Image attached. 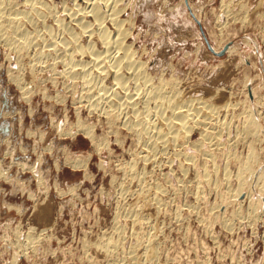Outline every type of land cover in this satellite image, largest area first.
Listing matches in <instances>:
<instances>
[{
	"label": "rangeland",
	"instance_id": "1",
	"mask_svg": "<svg viewBox=\"0 0 264 264\" xmlns=\"http://www.w3.org/2000/svg\"><path fill=\"white\" fill-rule=\"evenodd\" d=\"M84 1L94 0H76L78 9ZM223 1L107 3L120 11L112 7L114 14L119 13L115 17L122 29L106 19L102 31L109 33L111 41L127 33L124 48L111 45L115 49L108 53L110 61L103 63L108 71L115 57L130 56L131 65H121L118 72L121 89L110 75L101 79L103 83L92 78L87 86L83 74L77 73L85 69L91 78L101 71L86 55L92 44L97 52L102 50L96 37L90 39L94 42L86 41L88 33L69 40L76 45L68 46V55L74 51L75 58L70 65L67 56L51 50L48 34L54 31H46L41 24L23 25L25 36L32 25L40 34L42 29L46 33L36 41L31 38L27 48L16 51L15 43L0 41V264H264V0ZM30 2L0 0V7L6 15L10 10L23 13L29 11ZM37 2L40 20L50 25L63 16L62 27L70 23L74 30L65 12L73 1ZM90 18L84 22L95 25ZM92 27L95 30L96 25ZM59 31L54 34L65 40L66 31ZM17 36L14 41L19 40ZM227 48L232 52L226 53ZM138 65L142 72L146 68L144 78L131 76ZM9 73H13L10 80ZM14 74H19L16 80ZM101 84L118 93H114L118 98L99 101ZM136 85L141 90L135 92ZM160 85L161 100L149 93ZM171 91L185 105L190 102L196 107L200 102L202 107L207 102L212 124L228 123L217 137L223 143L218 148L226 151L217 153L210 142H201L199 127L184 141L158 142L155 131L170 130L163 119L172 116L174 106L167 103L173 98ZM247 116L255 123L251 135L244 133ZM77 123L91 129L93 137L85 135ZM143 127L147 130L139 140L137 132ZM144 157L146 162L140 160ZM74 160L79 166L73 165ZM243 162L256 167L245 178L247 197L218 212L213 205L226 190L237 188L236 174ZM187 163L190 169L182 170ZM204 168L209 181L202 178ZM201 179L206 182L200 183ZM197 181L203 198L199 202L194 193L184 191V186H197ZM214 182L223 185L215 189ZM256 204L260 207L254 212ZM107 243L110 252H102ZM147 249L152 257L146 259Z\"/></svg>",
	"mask_w": 264,
	"mask_h": 264
},
{
	"label": "bare ground",
	"instance_id": "2",
	"mask_svg": "<svg viewBox=\"0 0 264 264\" xmlns=\"http://www.w3.org/2000/svg\"><path fill=\"white\" fill-rule=\"evenodd\" d=\"M3 1V0H2ZM26 1V0H25ZM71 1H73L74 2V4L73 5H70V6H72V8L71 9H67L65 12H66V17H68V19H70V21H71V23H73L74 24V26H75V28H74V30L70 27V23H69V25H67V26H65V27H62V24H63V22H64V20H63V16L62 17H60V18H57L56 16V19L55 20H53V23L52 24H50V25H48V24H46V23H48V22H44V20H40V18H42L41 17V15H40V9H39V7L38 8H36V6H35V3H37L38 4V2H37V0H32V2H30L29 3V11L26 9H24L25 11L23 12V13H20L19 11L21 10H17L18 12H19V14H21V16H17L18 14V12L17 11H15L16 12V14L15 13H11L10 11H9V14H5V12H4V8H2V7H0V41L2 40L3 41V39L5 40V41H8V43H15V45H16V51H17V48H21L22 49V47H24V48H27V47H25V45H27L28 43V41L32 38L33 40L35 39V41H36V38L37 37H41V36H39V34H40V32L39 31H37L36 30V28H35V26H36V24L38 23V24H41V27L42 28H44L46 31H48V30H51L52 32L54 31H59V30H61V33H62V30H65L66 32V35H67V37H65V40L62 38H60V37H58V36H56L55 34H54V32H53V34L51 33V35L50 34H48L49 35V41L51 40V42L49 43L48 42V45L51 47V50L56 54V55H63L64 57H66L67 56V58H68V64L70 65V63L72 62L73 63V61L75 60V58H73L71 55H72V53L74 52H71V54L70 55H68V53L70 52V50H69V48H68V46L69 47H71L72 45H70L71 43H69V40L72 42H74V40L77 38V37H80L79 35H80V33H88V34H86V36L87 35H89V37L87 36H85L86 37V41L88 42V40L87 39H89V41H90V39H91V37L93 36V37H96V39H97V41L96 42H100V44H101V47H102V50L100 51V52H97V50H94V45L92 44V45H89V47H91L92 46V49H90V48H88V50H87V52H86V55H90V57H91V60H92V62L93 63H95V66H98V70H101L100 72H95L96 74L95 75H93L92 74V76H91V78H90V74L91 73H89V74H85L84 73V71L83 70H85V69H83V70H81V71H77V73L79 72H81V74H83L82 76H83V78H85L86 80L84 81V82H86L85 84L87 85V83H89L90 82V80L93 78V79H98V81L97 82H99V80H101L104 76H108V75H110L109 77H112L111 79H113L112 81H114L115 82V84L116 85H118L119 83L121 84V82L122 81H120L121 79V77H122V75L121 74H118V72H120L119 70H122V66L121 65H123V64H125V65H131L130 64V60H128V58L130 59V56H128L127 58L125 57V61L124 60H118V59H116V57L113 59V62L111 63V64H113V65H111V70H108V71H106L107 70V66H105L104 67V62L107 60V58H108V62L110 61L109 60V55H111L110 53H109V51L111 50H114L115 49V47H112L113 45H117V47H121L122 46V41H124V39L126 38V36H127V33L125 32V34L124 33H122V35H124L125 37H123L122 36V38H120V36H121V33H119L118 31V33L119 34H117V37H116V35H115V39L113 40V41H111L110 39H109V37H108V34L107 33H105V31H102V29H104L103 28V23L105 22V20L107 19V20H109V22L111 23V25L113 24V26H114V28H115V26L117 27V28H119L120 27V22H118L117 21V19H116V14L117 15H119V13H116V14H114V10H113V8L115 9V6L112 8L110 5L112 4H108L107 5V3H110L109 2V0H101V1H104V4L102 5L101 3H99L97 0H94L93 2H86L85 3V1H84V4L85 5H83L81 8H79L78 9V7H79V5L77 4V2H76V0H71ZM78 1V0H77ZM115 1V0H114ZM223 1V0H222ZM8 2V1H7ZM13 2V1H12ZM16 2V1H15ZM42 2V1H41ZM41 2H40V4H41ZM54 2V1H53ZM224 2V1H223ZM231 2V1H230ZM5 4H6V1L4 2ZM28 3V2H27ZM60 3H61V1H60ZM117 3V2H116ZM11 5H12V3H10ZM22 4V3H21ZM24 4V3H23ZM51 4H53V3H51ZM69 4V3H68ZM118 4V3H117ZM7 5H9V4H7ZM14 5V4H13ZM12 5V6H13ZM17 4H15V6H16ZM20 5V4H19ZM41 5H43V3L41 4ZM107 5V6H106ZM119 5V4H118ZM121 5V4H120ZM127 5V4H126ZM18 6V5H17ZM22 6V5H21ZM24 6H26V4L24 5ZM48 6V5H47ZM55 5H53V7H54ZM108 6H110V8L108 7ZM227 6V5H226ZM230 6V5H229ZM23 7V6H22ZM41 7V6H40ZM52 7V6H51ZM63 7V6H62ZM106 8V10H105V8ZM117 7V6H116ZM126 7V6H125ZM228 7V6H227ZM9 8H10V6H9ZM17 8V7H16ZM45 8V7H44ZM66 8V7H65ZM70 8V7H69ZM123 8V7H122ZM121 8V9H122ZM229 8V7H228ZM12 9H13V7H12ZM51 9V8H50ZM56 9V8H55ZM101 9H104L103 11L101 10ZM124 9V8H123ZM6 10V9H5ZM8 10V9H7ZM23 10V9H22ZM44 10V9H43ZM54 10V9H53ZM117 9H115V11H116ZM119 10H117V12H118ZM122 11H124V10H122ZM121 11V12H122ZM12 12H13V10H12ZM22 12V11H21ZM42 12H44V11H42ZM48 12V11H47ZM47 12H45V13H47ZM120 12V11H119ZM7 13V12H6ZM11 13V14H10ZM59 14V13H58ZM44 15V14H43ZM48 15H51V14H49V12H48ZM56 15H57V13H56ZM64 15V14H63ZM45 16H46V14H45ZM116 16V17H115ZM48 17V16H47ZM87 17H91L92 19H93V21L95 22V25H96V28H95V30H93V29H90L92 26L94 27L95 25L94 24H92L91 25V23H89V21L90 20H88L87 22L88 23H85L86 21L84 20L85 18H87ZM119 17V16H118ZM90 18V19H91ZM119 19V18H118ZM129 20V19H128ZM47 21V20H46ZM52 21V20H51ZM66 21V20H65ZM69 21V20H68ZM85 21V22H84ZM29 22V24H30V22L31 23H33V24H35V26H34V28H33V25H32V33L30 32V34H27L26 36H25V33H23L22 31V27H23V25L25 26H27V24H25V23H28ZM91 22V21H90ZM121 22H124V21H121ZM125 23V22H124ZM132 23V22H131ZM123 24V23H122ZM121 24V25H122ZM124 25V24H123ZM123 25H122V27H123ZM28 26H30V25H28ZM37 26H39V25H37ZM76 27L78 28V30L80 31H76ZM92 27V28H93ZM25 27H23V29H24ZM119 29H122L121 27L119 28ZM38 30H41L40 29V27H39V29ZM107 30V29H106ZM128 30V29H127ZM25 31H26V28H25ZM129 31V30H128ZM21 32L24 34H21ZM39 32V33H38ZM60 32V31H59ZM73 32H77V33H73ZM107 32V31H106ZM116 32V31H115ZM122 32V31H121ZM29 33V32H28ZM20 34L24 37H22V36H20ZM42 34H46L45 32L43 33V29H42V33L40 34V35H42ZM116 34V33H115ZM14 35H19L20 37H18L17 36V38L19 39V40H17V41H14V39H13V37H14ZM57 35H59L58 33H57ZM129 35V34H128ZM46 36V35H45ZM60 36V35H59ZM64 36V35H63ZM82 36V35H81ZM22 37V38H21ZM57 37V38H56ZM84 37V38H85ZM43 38V37H42ZM41 38V39H42ZM59 38V39H58ZM67 38V39H66ZM83 38V39H84ZM124 38V39H123ZM31 39V40H32ZM37 39H39V38H37ZM44 39V38H43ZM47 39V38H46ZM46 39L44 40L45 42H46ZM81 39H82V37H81ZM82 39V40H83ZM94 39V38H93ZM123 39V40H122ZM82 40H80V42L82 41ZM84 42V41H83ZM90 42H94V40H92V41H90ZM27 43V44H26ZM35 43V42H34ZM33 43V44H34ZM85 43V42H84ZM89 43V42H88ZM37 44V43H36ZM73 44V48H74V46L76 47V45H75V43H72ZM4 45V44H3ZM12 45V44H11ZM29 45V44H28ZM27 45V46H28ZM31 45V44H30ZM112 45V46H111ZM8 46V45H7ZM10 46V45H9ZM39 46V45H38ZM48 46V47H49ZM87 47H88V44L86 45ZM126 46V45H125ZM29 47V46H28ZM37 47V46H36ZM47 47V48H48ZM110 47H112L111 49H110ZM127 47V46H126ZM129 47H131L130 45H129ZM41 48V47H40ZM73 48H70L71 50L73 49ZM98 48H99V46H98ZM114 48V49H113ZM121 48H124L123 46L121 47ZM223 47H221L220 48V50L222 49ZM13 49V48H12ZM77 49V48H76ZM14 50V51H15ZM24 50H26V49H24ZM23 50V51H24ZM42 50V49H41ZM40 50V51H41ZM74 50V49H73ZM119 50V49H118ZM117 50V51H118ZM120 50H122V49H120ZM127 50H129V49H127ZM218 50V49H217ZM217 50H215L214 51V53H217L218 51ZM232 49L231 48H227V50H225L226 51V53H230V52H232L231 51ZM20 51H22V50H20ZM39 51V52H40ZM96 51V52H95ZM110 51V52H111ZM125 51V50H124ZM223 51V50H222ZM78 52H80V51H78ZM54 53H53V55H54ZM103 53V54H102ZM108 53H109V55H108ZM43 54V53H42ZM102 54V55H101ZM118 54V53H117ZM126 54H128V53H126ZM55 55V56H56ZM133 55V54H132ZM17 57H18V59H20L19 58V55L17 54ZM21 57V56H20ZM47 57V56H46ZM58 56H56V58H57ZM62 57V56H61ZM114 57V56H113ZM40 58V57H39ZM111 58V57H110ZM124 58V57H123ZM122 58V59H123ZM132 58V57H131ZM15 59H17V58H15ZM17 59V60H18ZM64 60V59H63ZM62 61V60H61ZM124 61V62H123ZM130 61V62H129ZM133 61V60H132ZM56 62V61H55ZM16 63H17V61H16ZM79 63V62H78ZM107 63V62H106ZM133 63V62H132ZM54 64V63H53ZM62 64H63V62H62ZM68 64H67V67H68ZM103 64V65H102ZM57 65V64H56ZM18 66V65H17ZM63 66L65 67L66 66V64L64 63L63 64ZM84 66H86V65H84ZM139 66V65H138ZM147 66V65H146ZM87 67V66H86ZM119 67H121V69H119ZM126 67V66H125ZM142 67H144V66H142ZM34 68V67H33ZM32 68V69H33ZM66 68V67H65ZM70 68V67H69ZM105 68H106V70H105ZM108 68H110V66L108 67ZM124 68V67H123ZM142 69L140 66L137 68V69ZM145 68V67H144ZM66 69H68V68H66ZM82 69V68H81ZM128 69H130V70H134V69H131V68H128ZM137 70V71H133L132 72V74H131V76L133 77V78H135V77H143L144 78V73L143 72H145V70H146V68L144 69V71L142 72V70ZM125 70V69H124ZM64 71V70H63ZM87 71V70H86ZM147 72V71H146ZM15 73V72H14ZM18 73V72H17ZM28 73V72H27ZM30 73V72H29ZM32 73V72H31ZM62 73V72H61ZM129 74H130V72H128ZM10 74V73H9ZM8 74V75H9ZM11 74H13V73H11ZM9 75V80H10V76H12V75ZM85 74V75H84ZM16 74H14V76H15ZM18 75L19 74H17L16 76L18 77ZM119 75H121V77L119 76ZM14 76H13V78H14ZM16 76H15V79L14 80H16ZM55 77V76H54ZM75 78H76V76H74ZM149 77V76H148ZM66 78V77H65ZM72 78V77H71ZM70 78V79H71ZM124 78V77H123ZM18 79V78H17ZM21 79V78H20ZM81 79V78H80ZM160 79V78H159ZM128 80V79H127ZM126 80V81H127ZM92 81V80H91ZM103 80H101L100 81V83L102 82ZM131 81V80H130ZM158 81V80H157ZM15 82V81H14ZM19 82H21V81H19ZM83 82V81H82ZM147 81L145 80V82H143V83H146ZM159 82H160V80H159ZM158 82V83H159ZM162 82V81H161ZM17 84H18V82H16ZM92 83H94V82H92ZM103 83V82H102ZM108 83H109V81H108ZM113 83V82H112ZM163 83V82H162ZM161 83V84H162ZM85 84H83V85H85ZM90 84V83H89ZM124 84V83H123ZM146 84H148V83H146ZM160 84V83H159ZM20 85V84H19ZM22 85V84H21ZM94 85H95V83H94ZM97 85V84H96ZM95 85V86H96ZM113 85V84H112ZM115 85V86H116ZM126 85V84H125ZM145 85V84H144ZM149 85V84H148ZM163 85V84H162ZM88 86V85H87ZM94 86V87H95ZM119 87H120V85H118ZM83 87V86H82ZM93 87V88H94ZM114 87V86H113ZM124 87V86H123ZM149 87V86H148ZM159 87V86H158ZM158 87H154L155 89L154 90H151V91H153V92H149V93H153V95H156V97L158 98H160L159 100H161V99H163L164 98V94L162 95L161 94V88H162V86L160 85V88H158ZM167 87V86H166ZM22 88H23V86H22ZM24 88H27V87H24ZM24 88H23V90H24ZM128 88V87H127ZM98 91H101L102 92V96L101 97H98V100L100 101V100H103V101H107V102H110L111 100H112V98L114 97V96H116L115 94H117L118 95V93H116V92H112V90L110 89V88H108L107 86H105V85H103V84H101L100 86H98ZM120 89H121V87H120ZM119 89V90H120ZM136 91L135 92H137V91H139V90H141V86L140 85H136L135 86V88H134ZM133 89V90H134ZM153 89V88H152ZM145 90V89H144ZM173 90V89H172ZM177 90V89H176ZM27 90H25V92H26ZM92 91H93V89H92ZM23 91H21V93H22ZM91 92V91H90ZM134 92V91H133ZM173 92V98H172V96H171V101L169 102V100H168V104L169 105H171V106H174L173 107V112H172V116H170L171 118H169V119H167V118H164L163 119V121H165L166 122V125L165 126H168L169 128L168 129H170L169 131H168V133H164V134H162L161 133V131H155V129H154V131H155V137H157L156 139H158V140H155L154 139V137H153V139L155 140V141H158L159 143H160V141H162L163 142V144H164V142L165 141H167L168 143L169 142H173L172 144H175L177 141H184L185 139H186V136L188 135V133L189 132H191L192 131V129L194 130L195 129V127H199L200 128V136H201V139L202 140H200L201 142L203 141L204 143L207 141L208 143L210 142V144H211V146H215V147H219L220 145L222 146L223 145V143L221 144L219 141H218V139H217V137H219L220 135H222L223 134V132H224V130H225V128H227L228 127V123H224V121H223V123H218V124H216L215 122V124H212L211 123V121L209 120V117L211 118V116H213L212 115V109H210L211 107L209 106V104L207 103V102H203L202 103V107H198V105H199V103L200 102H198V104H197V106L196 107H193V105H192V103L190 104V102L188 103V104H186L185 105V103H187V102H184V104L181 102V100H180V97H178L177 96V94H176V92L175 91H171V93ZM24 93V92H23ZM115 93V94H114ZM145 93V92H144ZM163 93V92H162ZM166 93V92H165ZM108 94V95H107ZM120 94V93H119ZM124 94V93H123ZM170 94V93H169ZM23 95V94H22ZM24 95H25V93H24ZM126 95V94H125ZM145 95V94H144ZM174 95H176V96H174ZM98 96V95H97ZM132 96H133V94H132ZM132 96H130V97H132ZM136 96H138V93H137V95ZM151 96H152V94H151ZM163 96V97H162ZM26 97V96H25ZM117 98H118V96H116ZM121 97V96H120ZM126 97V96H125ZM129 97V96H128ZM140 97V96H139ZM96 98V97H95ZM166 98V97H165ZM130 99V98H129ZM116 100V99H115ZM121 100V99H120ZM135 100V99H134ZM138 100V99H137ZM126 102L128 101V99L127 100H125ZM141 101V100H140ZM146 101V100H145ZM167 101V100H166ZM189 101V100H188ZM97 102V101H96ZM135 102V101H134ZM160 102V101H159ZM165 102V101H164ZM202 102V101H201ZM118 103H121L120 101L118 102ZM93 104V103H92ZM108 104V103H107ZM114 104V103H113ZM112 104V105H113ZM143 104V103H142ZM163 104V103H162ZM181 104H183V106L181 105ZM201 104V103H200ZM91 105V104H90ZM89 105V107H91ZM182 107H186V108H184L185 110H181V106ZM196 105V104H195ZM88 106V105H87ZM97 106V105H96ZM95 106V107H96ZM180 106V107H179ZM225 107H223V108H226V105H224ZM94 107V108H95ZM134 107V106H133ZM132 107V108H133ZM99 108V107H98ZM104 108V107H103ZM222 108V109H223ZM130 109V108H129ZM128 109V110H129ZM157 109V108H156ZM94 110V109H93ZM167 110V109H166ZM169 110H170V108H169ZM168 110V111H169ZM192 110H193V112H194V116H193V114H192ZM103 111V110H102ZM101 111V112H102ZM134 111V110H133ZM222 111V110H221ZM227 111V110H226ZM104 112V111H103ZM157 112V111H156ZM192 115H191V114ZM195 113H197V114H200L199 116L198 115H196L195 116ZM214 113H216V111L214 112ZM114 115V114H113ZM119 115V114H118ZM217 115V114H216ZM245 115H246V113H245ZM109 116V115H108ZM114 116H116V115H114ZM113 116V117H114ZM164 116V115H163ZM167 116H169V115H167ZM215 116V115H214ZM218 116V115H217ZM155 117H156V115H155ZM196 117H199L198 119H195ZM115 118V117H114ZM113 118V121L116 119H114ZM120 118H122V117H120ZM162 118V117H161ZM213 118V117H212ZM217 118V117H216ZM221 118V117H220ZM118 119V118H117ZM171 119V120H170ZM222 119V118H221ZM158 120V119H157ZM161 120V119H160ZM173 120H176L175 122L173 121ZM215 120V119H214ZM109 121H111L110 119H109ZM207 121H210V122H207ZM123 122V121H122ZM150 122V121H149ZM121 123V122H120ZM163 123V122H162ZM140 124V123H139ZM145 124V123H144ZM164 124V123H163ZM118 125V124H117ZM123 125V124H122ZM132 126V125H131ZM141 126H144V125H141ZM148 126V125H147ZM147 126H145V127H147ZM77 127L78 128H80L82 131H83V133L85 134V135H87V136H89V137H93V133H92V130L91 129H89V128H85V127H83V126H81L80 125V123H77ZM145 127H143V129H141L140 131H138L137 132V138L139 139V140H142L141 138H142V135H144V133L146 132V128ZM151 127V126H150ZM155 127V126H154ZM153 127V128H154ZM164 127V126H163ZM244 127H245V129H247L244 133L246 134V135H251V132L253 133V131H255L254 130V128H255V123L252 121V119L249 117V116H247V119L245 120V123H244ZM148 128V127H147ZM244 129V130H245ZM131 130V129H130ZM150 129L148 128V131H149ZM152 130V129H151ZM128 131V130H127ZM153 131V132H154ZM243 131V130H242ZM150 134V133H149ZM190 134V133H189ZM239 134H242V133H239ZM147 135H148V132H147ZM146 135V136H147ZM238 135V134H237ZM244 135V134H243ZM245 135V136H246ZM145 136V137H146ZM152 136V134L150 135V139L152 138L151 137ZM190 136V135H189ZM147 138V137H146ZM149 138V137H148ZM153 139H152V141L150 140V142H154L155 143V141H153ZM144 140V139H143ZM149 141V140H148ZM144 142V141H143ZM167 142H166V144H167ZM157 143V142H156ZM200 143V142H199ZM101 144V143H100ZM149 144V143H148ZM198 144V143H197ZM209 144V145H210ZM154 145V144H153ZM153 145L151 146V147H153ZM171 145V144H170ZM208 145V146H209ZM224 145H226V144H224ZM160 146V145H159ZM220 146V147H221ZM215 147H214V149H215ZM211 149H212V147H210ZM215 149L216 150V152L217 151H220V153H222L221 151H226L225 149ZM223 148H224V146H223ZM146 150V149H145ZM196 150V149H195ZM148 151V150H147ZM210 151H214L213 149L212 150H210ZM223 151V152H224ZM146 152V151H145ZM206 152V151H205ZM208 153V152H207ZM218 153V152H217ZM151 154V153H150ZM203 154H205V153H203ZM213 154V153H212ZM206 155V154H205ZM208 155V154H207ZM207 155H206V157H207ZM216 155V154H215ZM224 155V154H223ZM204 156V155H203ZM209 156H211V155H209ZM205 157V156H204ZM147 157H144V158H142V159H140V160H142L143 162H146L147 160H145ZM210 158V157H209ZM208 157H207V159H209ZM233 158H235V157H233ZM250 158H252V156H250ZM211 159V158H210ZM209 159V160H210ZM236 159V158H235ZM153 159H151V161H152ZM234 160V159H233ZM139 161V160H138ZM188 161V160H187ZM141 162V161H140ZM142 162V163H143ZM193 162V161H192ZM73 165L74 166H79L78 165V162H77V160H74L73 162ZM148 163V162H147ZM146 163V164H147ZM245 162H243V164L241 163V165L239 166V168H238V171H237V174H236V177L240 180V182H238V186H237V188L236 189H234L233 191L232 190H226V192H224V194L221 196V201L219 202V203H217V204H215V205H213V206H215L214 208H217L216 210L219 212L220 210H222V209H227V207H229V205H231V204H234L236 201H238V199L239 198H242V200H244L246 197H247V191H246V181H247V179H246V181H245V178L247 177V176H251L253 173H254V171H256L255 169H256V167L255 166H251V165H249V164H244ZM227 164V163H226ZM137 165V164H136ZM194 165V164H193ZM192 164H191V166H193ZM194 167H195V165H194ZM193 167V168H194ZM124 168V167H123ZM128 168H129V166H128ZM184 168L186 169V168H188V170L190 169V164L189 163H187V165L185 164V165H183V168H182V170H184ZM192 168V169H193ZM132 170L133 169H131L130 171L132 172ZM204 170H205V168H204ZM204 170H203V172H204ZM128 171V170H127ZM129 172V171H128ZM209 172L207 171L206 172V170H205V172H204V175H203V177L202 178H204L203 180H207V181H209L208 179L210 178L209 176V174H208ZM211 174V173H210ZM255 175V174H254ZM260 176H262V173H259V175H258V179H260ZM130 177H132V176H130ZM136 178V177H135ZM227 179H225L224 181H226ZM202 181V179L201 180H199V182L200 183H202L201 182ZM223 181V182H224ZM198 182V181H197ZM199 182L197 183L198 185H199ZM204 182H206V181H204ZM203 182V183H204ZM222 182V183H223ZM184 183V182H183ZM202 183V184H203ZM218 184L217 182H214V183H212L213 184V186L215 187V189H216V187H219V186H221V185H223V184ZM196 183H195V185H197ZM209 184H211V183H209ZM262 184H264V179L262 180ZM185 185V184H184ZM193 185V184H192ZM198 185L197 186H190V187H186V186H184V191L186 190L187 192L189 191V192H192V193H194V195H195V201L196 202H199V201H201V200H203V198H202V196L200 195L202 192L200 191V185H199V187H198ZM206 185V184H205ZM181 187V186H180ZM211 187V186H210ZM213 187V188H214ZM182 188H183V185H182ZM212 188V190H214ZM248 188V187H247ZM157 190V189H156ZM182 190V189H181ZM211 190V191H212ZM151 191V190H150ZM162 191V190H161ZM147 193V192H146ZM260 207V205H258V204H256L255 205V207H254V212L255 211H257V209ZM262 208V207H261ZM264 209V208H263ZM116 236H118V235H116ZM107 240V239H106ZM113 240V239H112ZM109 241V240H108ZM117 242V241H116ZM142 247V246H141ZM151 248H152V246H150ZM104 250L102 251V252H110V250H109V248H111V246H110V244L109 243H107V244H105L103 247H102ZM146 248V247H145ZM150 248V249H151ZM148 250V251H146L147 253H143V256L146 254V256H145V258L147 259L148 257H150L151 255H152V251L151 250ZM153 250V249H152ZM152 257V256H151ZM145 259V260H146ZM137 260V259H136ZM145 262V261H144Z\"/></svg>",
	"mask_w": 264,
	"mask_h": 264
}]
</instances>
